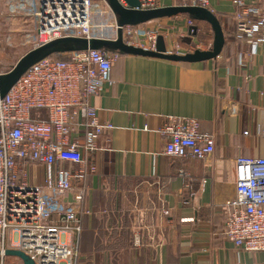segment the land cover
Returning a JSON list of instances; mask_svg holds the SVG:
<instances>
[{"label":"crops","instance_id":"1","mask_svg":"<svg viewBox=\"0 0 264 264\" xmlns=\"http://www.w3.org/2000/svg\"><path fill=\"white\" fill-rule=\"evenodd\" d=\"M212 10L225 34L219 57L183 63L119 54L111 84L91 99L112 128L99 140L97 172L80 183L82 203L63 196L82 221L81 264H264V252L241 251L224 237L236 160L264 158V44L255 49L237 37L231 1ZM186 19L147 25L183 36ZM168 116L200 120L201 132L216 137L214 154L206 162L163 154L159 129Z\"/></svg>","mask_w":264,"mask_h":264},{"label":"built area","instance_id":"2","mask_svg":"<svg viewBox=\"0 0 264 264\" xmlns=\"http://www.w3.org/2000/svg\"><path fill=\"white\" fill-rule=\"evenodd\" d=\"M118 1L128 7L125 0ZM138 1L136 10L165 6L164 0ZM171 1L213 11L210 0ZM229 1L235 8L231 18L237 25V37L250 40L255 49L264 44V0ZM100 3L106 4L104 0H36L35 47L61 37L104 38L94 36L91 24ZM186 23L188 29L195 25L188 17ZM145 25L124 26V41L155 50L162 34ZM194 51L188 47L168 52ZM118 56L104 50H87L59 59L49 57L33 65L0 99L2 256L7 249H18L36 264H78L82 221L78 211L66 208L60 198L72 194L80 205L85 194L81 181L88 172H97L94 157L100 150L99 140L112 125L100 122L90 101L111 84ZM164 119L159 129L164 139L163 154L205 162L214 154L216 137L201 132L200 120L176 116ZM44 168L47 171L42 181ZM235 178V196L226 202L230 209L224 237L241 251L263 253L264 158H238Z\"/></svg>","mask_w":264,"mask_h":264},{"label":"water","instance_id":"3","mask_svg":"<svg viewBox=\"0 0 264 264\" xmlns=\"http://www.w3.org/2000/svg\"><path fill=\"white\" fill-rule=\"evenodd\" d=\"M111 10L117 25L114 38H77L64 37L53 40L46 45L35 47L24 54L8 72L0 75V99L5 97L18 80L36 63L52 56L65 55L73 52L87 50H104L122 55L151 57L175 62L195 63L215 59L223 52L225 34L223 24L218 17L208 8L196 6L169 5L153 10H136L140 6L138 0H125L128 7H124L118 0H104ZM186 16L197 22H206L213 31V44L209 50H195L193 53L180 54L168 52L165 39L159 36L155 50H144L127 44L124 41L122 28L150 23L163 18ZM197 27L189 29V35H196ZM1 256V253H0ZM6 257H16L23 264H36L27 254L18 249H7Z\"/></svg>","mask_w":264,"mask_h":264},{"label":"rangeland","instance_id":"4","mask_svg":"<svg viewBox=\"0 0 264 264\" xmlns=\"http://www.w3.org/2000/svg\"><path fill=\"white\" fill-rule=\"evenodd\" d=\"M212 8H224V0L217 3V0H210ZM165 4L176 5L171 0H164ZM36 0H0V71H10L17 61L28 51L35 47L37 38V22L35 18ZM167 19V18H163ZM220 20V18L218 17ZM92 31L95 35L116 36V22L108 6L104 3L98 5V9L92 17ZM226 20V19H225ZM221 22V20H220ZM222 24V22H221ZM197 27L196 35H189V30L183 36L168 35L166 30L170 29L162 25L159 29L162 36L171 37L170 48L182 50L188 48L210 49L213 44V31L210 25L205 22H195ZM150 28L151 25H145ZM153 27V26H152ZM165 39V38H164ZM174 41V44H173ZM173 47V48H172ZM199 50V49H197ZM56 57L63 58L59 55ZM60 201L65 203L63 197ZM0 264H23L21 259L16 257L0 258Z\"/></svg>","mask_w":264,"mask_h":264},{"label":"trees","instance_id":"5","mask_svg":"<svg viewBox=\"0 0 264 264\" xmlns=\"http://www.w3.org/2000/svg\"><path fill=\"white\" fill-rule=\"evenodd\" d=\"M103 37H104V38H111L110 36H106V35H103ZM59 56L63 57V55H59ZM52 57H54V58H58V57H56V56H52ZM58 59H59V58H58ZM78 261H79L78 264H81L82 261H80V258L78 259Z\"/></svg>","mask_w":264,"mask_h":264},{"label":"bare ground","instance_id":"6","mask_svg":"<svg viewBox=\"0 0 264 264\" xmlns=\"http://www.w3.org/2000/svg\"><path fill=\"white\" fill-rule=\"evenodd\" d=\"M209 10H210V9H209ZM212 12H213V11H212ZM213 13H214V12H213ZM4 257H6V256H4V255H3V256H2V255L0 256V258H4Z\"/></svg>","mask_w":264,"mask_h":264}]
</instances>
